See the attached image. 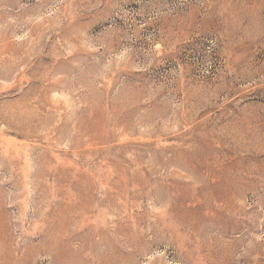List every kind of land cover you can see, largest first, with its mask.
I'll use <instances>...</instances> for the list:
<instances>
[{"label":"rangeland","instance_id":"obj_1","mask_svg":"<svg viewBox=\"0 0 264 264\" xmlns=\"http://www.w3.org/2000/svg\"><path fill=\"white\" fill-rule=\"evenodd\" d=\"M0 264H264V0H0Z\"/></svg>","mask_w":264,"mask_h":264}]
</instances>
